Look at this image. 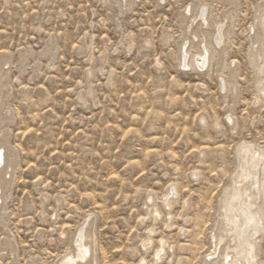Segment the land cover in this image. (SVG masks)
I'll return each instance as SVG.
<instances>
[{
	"label": "rangeland",
	"instance_id": "rangeland-1",
	"mask_svg": "<svg viewBox=\"0 0 264 264\" xmlns=\"http://www.w3.org/2000/svg\"><path fill=\"white\" fill-rule=\"evenodd\" d=\"M233 1L0 0V264H59L83 227L92 264L221 262L238 149L264 153V0ZM202 7L229 21L199 70Z\"/></svg>",
	"mask_w": 264,
	"mask_h": 264
},
{
	"label": "bare ground",
	"instance_id": "bare-ground-1",
	"mask_svg": "<svg viewBox=\"0 0 264 264\" xmlns=\"http://www.w3.org/2000/svg\"><path fill=\"white\" fill-rule=\"evenodd\" d=\"M228 4L234 6V1L228 0ZM191 8L189 6L182 14L181 20L183 22H186L191 16ZM223 16L221 23L223 26L219 29L211 30L208 8H200L197 16L199 17L197 30L192 32V34L190 33L189 38H184L183 40L181 50L182 58L185 61L188 58L187 46L195 44L199 47L200 53L197 57H194L195 64L199 70L205 69L209 59L210 53L206 43L209 38L215 39L217 45L221 49H225L227 32L225 29L229 16ZM261 39L264 41V37ZM9 61L10 59L6 56L0 58V74L6 71ZM259 61H262V64L258 68L264 73V52L259 54ZM188 63L184 64L185 68L190 66H188ZM231 76L234 78L233 70ZM222 90H227V83L224 79H222ZM262 93L264 95V87ZM8 119L11 120L10 117ZM229 122H232L231 117ZM6 137L7 133H4L0 142V208L11 187V175L16 167V155L8 145ZM237 155L239 158V169L235 181L238 186H242L243 182L247 186L244 190L236 187L224 206L222 212L224 230L223 235L219 239L218 247L226 241L228 236L231 241L228 242L219 264H264V260L260 258V254L263 252L260 241L264 236V153L254 147V144L244 143L239 147ZM172 191L168 192V195H174ZM150 201H152V198ZM78 231V234L76 233L74 237L72 251L63 257L59 264L93 263V260L90 259V241L92 240L90 232L87 227H83ZM149 242L145 243L144 247L148 246ZM2 247H5V245ZM155 253V260L159 261L161 254H164L163 247ZM142 264H145L144 260H142Z\"/></svg>",
	"mask_w": 264,
	"mask_h": 264
}]
</instances>
